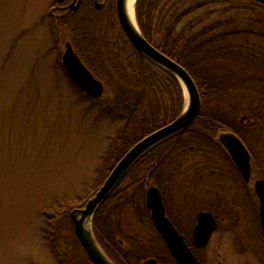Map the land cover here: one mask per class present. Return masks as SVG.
I'll list each match as a JSON object with an SVG mask.
<instances>
[{
	"label": "rangeland",
	"instance_id": "rangeland-1",
	"mask_svg": "<svg viewBox=\"0 0 264 264\" xmlns=\"http://www.w3.org/2000/svg\"><path fill=\"white\" fill-rule=\"evenodd\" d=\"M51 1L0 0V264H88L65 218L56 220L52 244L44 236L46 219L51 218L47 213L56 197L76 200L87 186L96 184L102 154L119 125V119L107 106L123 80L135 84L140 75L139 57L117 16L80 12L68 21L70 29L61 27L60 31L44 17ZM190 2L182 0L179 8L185 9ZM203 2L206 4L200 12L188 16L185 23L191 21L196 30L239 14L238 23H233L231 29L215 34L233 31L226 37L224 47L238 45V52L244 53H252L255 47L264 64L263 41L239 34L240 30H264V26L251 23L257 18L264 20L263 10L251 0ZM246 8L256 9L254 12L259 15H242L241 10ZM197 16L204 20L199 26L194 21ZM253 41L258 45L252 46ZM66 42L73 44L82 62L104 84L106 90L100 100L84 96L63 71L61 58ZM227 64L220 61L218 65L227 71L231 67ZM245 76L247 73H234L238 79L234 85L238 86ZM251 96L250 84L246 90L220 96L213 108L234 114L237 119L246 115L252 121ZM185 159L187 171L180 174L168 192L171 206L183 209L184 223H193L195 213L212 207L214 201L237 200L238 187L231 184L192 188L191 179L209 162L201 155L192 154ZM210 164L217 171L208 172V178L229 174L225 162L216 160ZM124 204L121 196L114 207ZM217 212L222 218V211ZM243 216L250 218L248 212ZM113 224L126 248L131 242L134 248H150L159 243L141 204L124 207L122 213L113 217ZM218 237H214L210 250L216 249ZM233 238L226 240L230 243Z\"/></svg>",
	"mask_w": 264,
	"mask_h": 264
},
{
	"label": "trees",
	"instance_id": "trees-1",
	"mask_svg": "<svg viewBox=\"0 0 264 264\" xmlns=\"http://www.w3.org/2000/svg\"><path fill=\"white\" fill-rule=\"evenodd\" d=\"M190 1L185 9L179 8V3L182 0H138L137 2L136 15L142 34L155 48L178 62L189 72L199 89L202 106L200 115L197 116L198 118L192 126L180 135L165 141L156 149H152L130 170L127 177L121 181L122 183L95 214L93 219L95 237L104 252L116 264H126L123 258L129 260V263L140 264L143 255L140 251L138 254L131 252V248L119 245L122 237L118 236L119 230L113 224V217L122 213L126 206L141 204L143 215L150 221L151 215L145 200L146 191L151 185H157L160 188L159 190L165 194V202L168 203L169 189L176 185L180 174L187 171L184 170L187 163L185 158L193 154L204 156L208 160V156H217L221 153L216 135L226 125H236L238 121L234 114L215 110L214 104L220 96L230 91L246 90L250 85L248 83L252 80V74H249L252 68L250 51L246 50L247 53L240 51L233 57V54L229 53L233 48L224 47L227 40L225 33L215 34L224 28L231 29L230 26L233 23H238L236 17L240 15L237 14L231 20L215 21L209 27H200L194 30V24L191 21L185 22L188 16L197 13V11L200 12L206 2L203 0ZM170 2H172L171 6H169ZM253 3L264 12V5ZM168 6L172 9L169 10ZM254 10L256 9L246 8L242 9L240 13L243 15V12H252V16H258L259 13ZM194 21L199 26L204 20L197 16ZM253 21L255 22L251 23L264 26V20L260 18ZM64 27L71 28L69 23ZM239 32L240 35H252L248 30ZM228 33L233 34L234 32ZM135 52L140 60L139 80L137 79L135 84L123 80L115 92L113 100L107 106L114 113V118L119 119V128L117 127L116 132L110 137L102 154V162L96 171L97 182L92 187L87 186L83 190V194L76 200L62 197L54 199L47 214L55 221H52L51 218L46 219L44 226V236L50 240L51 244L54 242L56 220L65 218L76 237L70 217L71 212L86 205L128 150L144 137L173 122L184 109V93L179 80L166 69L146 59L136 50ZM219 60L229 62L228 64L231 68L234 67L236 72H233L232 69L225 71L223 66L218 65ZM233 61L239 69L234 66ZM239 72L247 73V76H245L246 79L240 80L241 83L236 86L234 84L238 79H235L234 73ZM82 94L86 96L84 93ZM208 162L209 166L207 167L210 168L212 161ZM126 183H128L127 187L122 188ZM121 196L125 198L124 206L114 207V203ZM62 213L64 214L62 215ZM150 224L155 232L152 221ZM77 243L80 244L78 239Z\"/></svg>",
	"mask_w": 264,
	"mask_h": 264
},
{
	"label": "flooded vegetation",
	"instance_id": "flooded-vegetation-1",
	"mask_svg": "<svg viewBox=\"0 0 264 264\" xmlns=\"http://www.w3.org/2000/svg\"><path fill=\"white\" fill-rule=\"evenodd\" d=\"M45 12H47L44 16L45 20L48 19L50 22H53L54 26H56L57 29H60V31H62L61 27H64L65 24L68 23V21L73 19L80 12H88L89 14H101L103 16H106L107 18L117 16L118 18L117 0H52ZM251 33L252 37H254L255 39L259 38L261 41H263L262 43L264 44V30H252ZM225 35L229 37L230 33L226 32ZM256 45H258V43H255L253 41L252 46ZM239 48L240 47L238 45L233 46L232 51H229V53L233 54V57H235V55L239 54ZM256 51L257 50L255 49V47H252V80L250 83L252 86V96L250 98V112L252 115V121L248 120V117H246L245 115L241 119H237L238 122L236 123V125H226L218 133V135H216V141L219 145L221 153H219L217 156L213 155V158L211 156H208L209 158L207 160H221L225 162V164L229 166V174L208 178V172L212 174L217 170L210 167L212 169L211 170L209 167H207L209 165L205 164L207 168L205 167L203 169H200L198 174H195L191 179L194 182L192 188L195 189L201 188L203 185L205 187L215 186L218 184H231L233 187L237 186V200L221 201V203L214 201V203H212V207L205 208L203 210L199 209V211L194 215L193 223L190 224L184 223L182 221L184 219L183 209L179 207V209L177 208L175 210L171 206L170 197H168V203H166L164 200L165 194L160 190L162 194V200L166 208L167 217L176 227V230H178V232L184 237L186 244L191 249L193 254L197 257L200 264H264V234L260 217L261 202L256 192L257 182L264 181V72L262 71V69H264V64L260 55H257L255 53ZM64 52L65 50L63 51L62 56ZM234 63L235 62L233 61V64ZM234 66L239 69L235 64ZM61 67L63 68L62 65ZM231 69L233 72H236V69L234 67H229L227 71H230ZM229 133L237 135V137L240 138V140L246 146L247 150L250 153L249 155H251L250 165H252V176L249 183L245 182L243 177L240 176V173L235 163L233 162L226 146L223 145V143L220 141L221 135ZM227 178H230L229 181L227 180ZM171 207L172 210H174L172 213L169 210V208ZM217 210L219 212L222 211V218L219 217ZM246 212L250 214V218H246L243 216ZM200 213L212 214L213 218L216 221V229L211 234L209 242L204 247H196L193 239L194 228L197 225L198 215H200ZM185 225H188L189 227L187 226V228ZM155 235L158 238L157 241H159L162 246H160L158 242L156 245L150 248H134L135 244H133L132 242L129 244L131 252L138 253V251H140L143 257L148 253L152 254L150 258H147L145 260L144 258H142L140 264H144L145 261L148 260H155L157 264H177L176 261L173 260L174 258L172 257L161 235L158 233V231H156V228ZM215 236H219V243L216 245V249L210 250L209 247L213 244ZM230 236L234 238L232 241L230 240V243H228L226 239ZM124 243L125 242L123 238H121L119 245L124 247ZM78 245L82 250L84 256L86 257L87 263L94 264L83 249L81 243ZM229 256H231V260L228 258ZM109 258L113 261L114 264H116L111 257ZM123 259L124 263L126 264H135V262L129 263V260L125 258Z\"/></svg>",
	"mask_w": 264,
	"mask_h": 264
},
{
	"label": "water",
	"instance_id": "water-1",
	"mask_svg": "<svg viewBox=\"0 0 264 264\" xmlns=\"http://www.w3.org/2000/svg\"><path fill=\"white\" fill-rule=\"evenodd\" d=\"M127 0H117L118 19L127 39L131 45L146 59L172 73L181 83L185 92V105L182 113L165 127L144 137L136 143L122 157L111 171L103 185L96 194L88 200L82 208L74 209L71 220L80 243L94 264H114L99 245L93 230V219L102 204L112 195L138 162H140L152 149L165 143L187 130L198 118L202 102L199 89L189 72L178 62L155 48L142 34L137 20L135 25L129 19L126 7ZM264 5V0H252ZM62 65L75 85L89 98L100 99L104 96L105 86L84 65L73 49L70 42L62 56ZM220 141L226 146L240 176L249 183L252 174L251 155L244 143L234 134H223ZM256 192L261 202L260 217L264 234V181H258ZM146 207L151 214L156 231L161 235L168 247L173 260L177 264H200L197 257L186 244L184 237L176 230L167 217L162 194L157 186H150L146 191ZM89 225V228H88ZM216 221L212 214L200 213L194 228V243L196 247H204L215 231ZM144 264H157L155 260L145 261Z\"/></svg>",
	"mask_w": 264,
	"mask_h": 264
},
{
	"label": "bare ground",
	"instance_id": "bare-ground-1",
	"mask_svg": "<svg viewBox=\"0 0 264 264\" xmlns=\"http://www.w3.org/2000/svg\"><path fill=\"white\" fill-rule=\"evenodd\" d=\"M138 0H127L126 1V7H127V13H128V17H130L129 19L132 20L133 24L135 25L136 23V4H137ZM89 228V225H88Z\"/></svg>",
	"mask_w": 264,
	"mask_h": 264
}]
</instances>
